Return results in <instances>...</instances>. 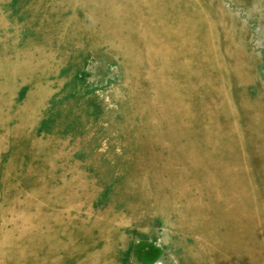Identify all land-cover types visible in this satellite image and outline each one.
Listing matches in <instances>:
<instances>
[{
  "label": "rangeland",
  "instance_id": "374dc122",
  "mask_svg": "<svg viewBox=\"0 0 264 264\" xmlns=\"http://www.w3.org/2000/svg\"><path fill=\"white\" fill-rule=\"evenodd\" d=\"M221 263L264 264V0H0V264Z\"/></svg>",
  "mask_w": 264,
  "mask_h": 264
},
{
  "label": "bare ground",
  "instance_id": "6f19581e",
  "mask_svg": "<svg viewBox=\"0 0 264 264\" xmlns=\"http://www.w3.org/2000/svg\"><path fill=\"white\" fill-rule=\"evenodd\" d=\"M161 1H162V0H161ZM66 3H67V2H66ZM79 10H80V9H79ZM88 15H89V14H88ZM192 15H193V14H192ZM72 16H73V15H72ZM73 18H74V17H73ZM172 18H174V17H172ZM156 19H157V18H156ZM86 22H87V21H86ZM189 22H190V21H189ZM91 23H92V22H91ZM210 24H211V23H210ZM93 25H94V24H93ZM208 26H209V25H208ZM163 29H164V28H163ZM201 32H203V31H201ZM201 32H200V33H201ZM204 32H205V30H204ZM170 35H171V34H170ZM102 37H103V36H102ZM143 38H144V37H143ZM143 38H142V39H143ZM183 39H184V38H183ZM143 40H144V39H143ZM171 40H172V39H171ZM229 40H230V39H229ZM172 41H173V40H172ZM164 42H165V40H164ZM173 42H174V41H173ZM183 42H184V41H183ZM176 43H177V42H176ZM231 43H233V42H231ZM118 45H119V44H118ZM182 45H184V44H182ZM212 46H213V45H212ZM172 47H173V46H172ZM236 49H238V48H236ZM182 50H183V49H182ZM217 51H218V50H217ZM148 52H149V51H148ZM161 54H162V53H161ZM171 54H172V53H171ZM231 54H232V53H231ZM238 54H239V53H238ZM232 55H233V54H232ZM238 56H239V55H238ZM199 59H200V58H199ZM239 61H240V60H239ZM171 62H172V61H171ZM180 64H181V63H180ZM163 65H164V63H163ZM159 69H160V68H159ZM167 69H169V68H167ZM245 70H246V69H245ZM234 72H236V74L238 75V77L241 78V80H244V79H245V76L243 77V74H242L238 69H236V71H234ZM237 72L240 73V74H238ZM224 75H225V74H224ZM234 75H235V74H234ZM234 78H235V77H234ZM181 83H182V82H181ZM245 85H246V84H245ZM224 86H225V84H224ZM241 87H242V86H241ZM174 88H175V87H174ZM235 88H236V87H235ZM249 96H250V95H249ZM245 103H246V102H245ZM228 106H229V110L231 111V107H230L229 104H228ZM245 107H246V106H245ZM248 110H249V109H248ZM249 113H250V112H249ZM161 114L163 115V112H161ZM202 122H203V121H202ZM171 125H174V124H171ZM171 125H170L169 127H171ZM194 127H196V126H194ZM200 128H201V127H200ZM200 128H199V129H200ZM170 129H171V128H168L167 131L170 130ZM168 132H169V131H168ZM206 132H207V131H206ZM166 134H167V133H166ZM167 136H168V134H167ZM214 138H215V137H214ZM240 150H241V149H240ZM143 186H144V185H143ZM174 186H175V185H174ZM124 187H125V186H124ZM127 189H128V188H127ZM138 190H139V189H138ZM131 201H132V200H131ZM238 201H239V200H238ZM232 202H233V201H232ZM161 206H163V205H161ZM102 208H103V207H102ZM122 212H123V211H122ZM125 214H126V213H125ZM216 214H217V213H216ZM217 216H218V215H217ZM24 217H25V216H24ZM27 217H28V216H27ZM27 217H26V218H27ZM25 220H26V219H23L22 221H23V222H28L29 220H30V221H31V220L34 221V219H29V218H28L26 221H25ZM198 220H199V219H198ZM22 221H21V222H22ZM1 222H2V221H1ZM27 224H28V223H27ZM37 224H38V223H37ZM23 225H26V224H23ZM39 225H40V224H39ZM29 226H30V225H29ZM22 230H23V229H22ZM120 232H121V231H120ZM20 233H21V232H20ZM218 235H219V234H218ZM208 238H209V237H208ZM208 238H207V239H208ZM220 238H221V237H220ZM260 239H261V238H260ZM224 244H225V243H224ZM228 245H229V244H228ZM262 248H263V247H262ZM258 251H259V250H258ZM35 254H36V253H35ZM35 254H34V255H35ZM224 258H225V257H224ZM21 262H23V261H21ZM221 264H222V263H221Z\"/></svg>",
  "mask_w": 264,
  "mask_h": 264
}]
</instances>
